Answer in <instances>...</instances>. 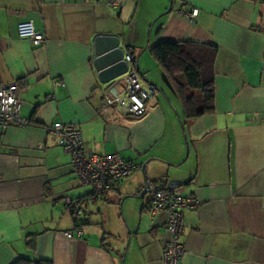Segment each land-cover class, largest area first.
<instances>
[{
  "label": "crops",
  "instance_id": "crops-1",
  "mask_svg": "<svg viewBox=\"0 0 264 264\" xmlns=\"http://www.w3.org/2000/svg\"><path fill=\"white\" fill-rule=\"evenodd\" d=\"M0 0V85L14 86L25 128L0 136V264H162L166 215L150 216L146 181L194 196L183 213L180 264H264V0ZM195 9L190 22L178 15ZM32 21L46 43L17 36ZM120 39L156 94L142 118L98 113L105 87L94 41ZM214 46V110L186 119L151 49ZM123 87L111 89L120 95ZM76 125L83 145L138 167L102 199L80 186L48 128ZM82 204L74 217L65 200ZM80 230L72 240L64 234Z\"/></svg>",
  "mask_w": 264,
  "mask_h": 264
},
{
  "label": "built area",
  "instance_id": "built-area-1",
  "mask_svg": "<svg viewBox=\"0 0 264 264\" xmlns=\"http://www.w3.org/2000/svg\"><path fill=\"white\" fill-rule=\"evenodd\" d=\"M124 0H108L107 5L112 9H118ZM190 22L198 17L195 9L189 12H178ZM17 36L19 39L29 41L32 46L40 47L46 43L45 33L36 31L32 21H23L17 24ZM129 64L126 74L112 82L103 92V103L98 113L109 116L113 109L125 117L142 118L146 113L147 104L156 94V89L150 84H143L137 72L130 67L132 58L125 57ZM117 85L123 87L120 95H111V89ZM22 102L15 95L12 86L0 85V136L10 127L25 128L30 122L20 116ZM48 132L56 138L58 146L70 157L72 172L80 186L91 189L92 198L102 199L112 188L123 180L129 178L137 166L125 162L118 154L99 155L92 153L83 145L79 128L74 124L56 122L49 127ZM148 210L150 216L159 213L166 215L165 230L169 234V240L162 248V264H180L185 248L182 243L184 236L183 213L198 207L199 201L194 196H178L173 193L157 189L149 184ZM65 204L74 217L83 215V207L79 201L66 199ZM67 239L79 238L81 231L66 232Z\"/></svg>",
  "mask_w": 264,
  "mask_h": 264
},
{
  "label": "trees",
  "instance_id": "trees-1",
  "mask_svg": "<svg viewBox=\"0 0 264 264\" xmlns=\"http://www.w3.org/2000/svg\"><path fill=\"white\" fill-rule=\"evenodd\" d=\"M216 48L197 42H162L151 54L174 86L186 119H195L214 110V61ZM132 63H135V59ZM13 264H51L48 261L18 259Z\"/></svg>",
  "mask_w": 264,
  "mask_h": 264
},
{
  "label": "water",
  "instance_id": "water-1",
  "mask_svg": "<svg viewBox=\"0 0 264 264\" xmlns=\"http://www.w3.org/2000/svg\"><path fill=\"white\" fill-rule=\"evenodd\" d=\"M93 67L98 72L100 85L108 89L110 84L127 73L129 64L125 61V54L120 48V39L115 36H100L94 41ZM14 89V86H12ZM149 182L146 181L142 195L146 194Z\"/></svg>",
  "mask_w": 264,
  "mask_h": 264
}]
</instances>
